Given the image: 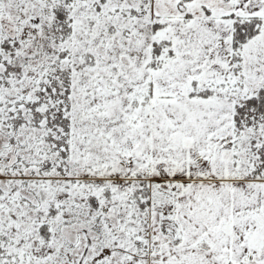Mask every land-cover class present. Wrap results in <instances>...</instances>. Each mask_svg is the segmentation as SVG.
Masks as SVG:
<instances>
[{"label":"snow or ice","instance_id":"6c2138e0","mask_svg":"<svg viewBox=\"0 0 264 264\" xmlns=\"http://www.w3.org/2000/svg\"><path fill=\"white\" fill-rule=\"evenodd\" d=\"M0 264H264V0H0Z\"/></svg>","mask_w":264,"mask_h":264}]
</instances>
